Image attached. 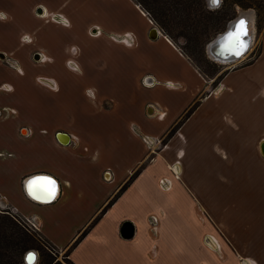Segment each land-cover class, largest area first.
<instances>
[{
    "label": "crops",
    "instance_id": "1",
    "mask_svg": "<svg viewBox=\"0 0 264 264\" xmlns=\"http://www.w3.org/2000/svg\"><path fill=\"white\" fill-rule=\"evenodd\" d=\"M124 2L144 27L113 8V0H0V15L9 18L34 9L45 17L61 13L67 19L56 22H70L68 29L47 27L39 40L53 58L47 59L52 60L50 74L63 76L64 94L48 98L37 92L36 97L25 88H14L0 66V111H15L0 117V205L31 219L55 248L69 249L73 264H264V231L257 232L258 213L249 206L263 203L264 196L247 189L253 157L264 160V106L259 116L247 119L245 105L230 101L239 115L236 121L242 123L237 130L238 126L222 124L227 122L226 103L219 98L229 79L241 93L256 91L252 99L264 96L259 86L264 36L257 59L227 73L214 91L171 39L159 31L151 38L153 21L139 5ZM81 10L102 18L87 21ZM112 18L114 25L106 21ZM10 20L0 19V44L8 39L4 29ZM92 27L102 36L91 37ZM78 28L92 45L83 48L72 42L80 38ZM63 29L65 38L59 32ZM124 35L132 37V46L120 42ZM73 45L79 54L70 63L76 62L79 71L67 68ZM115 83L125 96L128 86L137 83L144 92L162 88L188 99L174 112L157 100H146L127 121L110 117L126 100L108 90ZM89 87L110 107L100 102L97 109L81 97ZM237 98L245 100L240 93ZM26 109L31 118L24 115ZM242 126L244 134L239 132ZM40 178L54 181V196L35 199L30 187L33 182L42 184ZM125 222L135 226L132 239L120 234ZM216 237L218 248L207 244Z\"/></svg>",
    "mask_w": 264,
    "mask_h": 264
},
{
    "label": "rangeland",
    "instance_id": "2",
    "mask_svg": "<svg viewBox=\"0 0 264 264\" xmlns=\"http://www.w3.org/2000/svg\"><path fill=\"white\" fill-rule=\"evenodd\" d=\"M264 1V0H263ZM223 3V0H222ZM221 3V5H222ZM25 5L28 6V3H25ZM24 5V6H25ZM221 9L220 14H225L227 13L226 17L222 20V22L219 24V26L211 32L209 37H207L203 41L202 45V52L200 55L195 52H191V57L193 61L198 63L199 65L202 66V69L205 70L210 77H207V80L210 81L211 85L210 88L211 90H216L220 83L221 80L219 79L221 76L226 75L232 70H237L241 69L242 67L252 63L259 54H261V49H262V38L264 36V9L262 8L263 12H260L258 8L256 7H251V8H242L240 6L234 5L232 2L225 0V4L223 5ZM112 7L115 8L116 10L119 9L120 11H123L125 15L131 20V23L135 25V23H140L143 27L145 26L144 23L139 22V19L136 15H134L131 10L129 9L128 6L125 5L124 0H113ZM151 7L156 9V13H160L162 10L166 9L165 4L163 3V0H158L157 2H152ZM26 8V6H25ZM23 8V10H25ZM209 8V7H208ZM211 11L215 12L217 14L219 11H215L219 8L216 9H211ZM81 12H84V17L85 20L87 21H92V20H101L98 15H94L92 12H85L84 10H81ZM252 14V19L250 21V29L252 33V41H251V48L249 53L245 56L243 60L237 62V63H222L219 61L214 60L211 56L208 54V46L211 42L215 41L216 38H218L220 35L225 33L226 30H228V26L232 21H235L238 17L241 16V14ZM254 13V15H253ZM15 13H13L11 20L9 17L5 15H0V19L2 20H10L9 25L7 26L6 33L8 34V39L5 42H2L3 44H0V53L4 54L5 57H0V66L6 70L7 73V79L15 87L19 88H25V90L30 91L32 94H34L37 97V92L40 94H43V96L52 98L53 95H58L60 93H65V90L63 88V84L61 82L63 76H58V75H53L50 74V65L52 63L51 61H47V59H53L51 58L49 54V50L43 49L39 46V40L41 31L46 30L47 27H65L68 29L70 27V22L69 20L63 22L62 24L59 23L61 20H63V17L61 16V13H49L51 17H40L43 16V13L40 12L38 13L36 10L31 9L28 10L24 13H22V17L15 16ZM54 14H59L60 16H55ZM63 14V13H62ZM151 20L153 21L154 25H157L158 27H161L160 23L156 18L152 17L149 15ZM55 18V19H54ZM65 20L67 19L64 17ZM57 20H60L59 22H56ZM108 23H112L114 25V19H106ZM18 25V26H17ZM2 27V26H1ZM54 29V28H53ZM95 29H99L98 27H92L89 29L88 34L91 37H100L102 36V32L99 29L98 31H94ZM79 31V39H76L72 42L78 44L79 46H84L90 44L91 42H87V40L84 38L82 35V30L77 29ZM65 31L66 30H59V32L63 35L65 38ZM162 33L165 34L164 30L162 29ZM60 34V35H61ZM120 42L121 38L119 39ZM37 45H34V44ZM185 40L180 39L178 40V45L180 48L185 47ZM71 44V43H69ZM103 45V44H102ZM127 45V44H126ZM133 45V44H132ZM132 45H127V46H132ZM74 47H71L70 49V58L67 61V68L74 70V71H79L78 68L79 66L77 65L76 62L70 63L74 57L73 56H78L79 54V47L76 45H73ZM82 48V49H83ZM105 48V47H103ZM36 53L41 54V59L36 60L35 55ZM76 58V57H75ZM99 59V58H98ZM77 60V59H76ZM259 67L262 71V76L260 79L259 86L264 88V46H263V56L262 60L259 63ZM1 74V72H0ZM112 84V82H111ZM194 86L195 83H191V86ZM113 89L110 87H107L109 91L113 92L114 94H121L122 99H126L121 101L120 107L116 109V111L113 112V114L110 115V117H122V119L127 118L128 119L131 117L133 118V114L136 111V109H141L142 107L140 105L143 104L144 101L150 100V101H155L157 100L160 102L162 105L168 108L170 112H174L178 110L183 103L188 99L187 96L185 95H179V94H170L168 91L159 88L154 92H144L142 89H140L136 83V86H128L127 91H126V96H125V90L120 89V85L117 83L114 84ZM227 91H225L222 95L219 96V98H223L226 105L225 109L223 110V113L227 116L226 120L227 122L222 123V124H227L232 126L233 128H236L238 130L239 126H241V121H236V118L239 116L231 110V107L229 105V102H235L238 103L237 107L245 105L243 108L246 110V115L247 119L251 118L253 119L256 117V115H260L261 109L264 106V96L261 98L260 95L258 97H254L252 99V95L256 92L253 90H246L245 92H240L237 88L235 89L234 82H231V79L227 81ZM6 91H11V88H3ZM235 89V91H234ZM62 90V91H61ZM92 92V93H91ZM234 92H236L235 95H232ZM94 93V94H93ZM237 93H240L244 96L243 101H239L237 98ZM93 94V95H92ZM81 97L88 99L90 102H92L94 105H96L97 109L98 105L100 102H103L101 105L104 108L110 107V104L108 103L109 101L107 99H102L101 96L97 93V90L93 87L87 88L82 94H80ZM98 99V100H97ZM95 107V108H96ZM236 107V108H237ZM125 108L127 112L122 109ZM234 108V110H236ZM242 108V107H241ZM12 114H15L11 112ZM25 116H30L29 113H27V109L24 112ZM264 116V113H263ZM228 118V119H227ZM54 118L53 120H55ZM60 119V118H58ZM132 120V119H131ZM125 122H123L124 124ZM153 124L159 125L158 119L153 120ZM221 128L224 129V127ZM246 126H242L241 129H239V132L244 134L243 129ZM261 128V125H260ZM264 128V125H263ZM234 130V129H233ZM25 134L27 132H24ZM239 133V134H240ZM239 134L236 135L237 139L240 141V136ZM88 167H90L88 165ZM164 185V184H163ZM247 189L249 193L257 195L264 196V160H262L259 156L253 157V168L251 173L248 176V181H247ZM155 188H153V193L152 195H155ZM253 210H256L258 213V219L256 221L257 223V232L259 231H264V202L263 203H255L249 205ZM88 212V209H87ZM9 215L8 214V209H6L4 206L0 205V215ZM15 215V214H13ZM11 219H13L15 222L17 221L12 215H9ZM22 221V220H21ZM20 220L17 221L19 226L23 227H28L24 221L21 222ZM249 230V229H248ZM35 238L39 241V245L41 247L30 250V251H36L38 254V261L36 264H41V261L43 260V253L44 251L51 254L53 258L55 259L54 262H59L61 264H72L71 261L69 260V249H64V250H59L55 247H53L51 244H49L41 235L39 231H32ZM254 234V232H252ZM217 241L212 240L208 241L209 243L213 246L218 245L219 239L216 237ZM218 242V243H217ZM218 248V247H217ZM29 252V251H28ZM22 255V264H28L27 263V253Z\"/></svg>",
    "mask_w": 264,
    "mask_h": 264
},
{
    "label": "trees",
    "instance_id": "3",
    "mask_svg": "<svg viewBox=\"0 0 264 264\" xmlns=\"http://www.w3.org/2000/svg\"><path fill=\"white\" fill-rule=\"evenodd\" d=\"M133 1L137 5H139L148 16L151 15L152 17L156 18V20H158L162 29L165 32V35L169 39H171L178 47V40L184 39L186 43L184 48L179 47L181 51L192 60V62L197 66V68L205 77H210V75L202 69L201 65L193 61L191 57V52L198 53L199 55L201 53L203 54V41L207 37H209L211 32L219 26V24L227 15V13L220 14L222 12V7H224L223 5L225 4V0H223V3L219 7V9L215 10H220V12H218L217 14H215V12L211 11L208 8L207 0H163L166 9L162 10L160 13H156V9L151 7V3L157 2L158 0ZM227 1H230L234 5L240 6L242 8L256 7L260 12H263L262 8L264 9L263 0ZM224 77L225 75L221 76L219 79L222 81ZM200 102L201 100L195 102V104L191 106L187 113L177 123L175 128L169 133L168 137L165 139V142L174 135L175 131L196 110ZM139 173L140 170H138L131 177V179L127 182V184L123 187L122 190H125L128 185L139 175ZM119 195L120 193L111 201L110 205L119 197ZM105 211L106 209L103 211V213ZM8 214L12 215V217H14L17 221L22 220L18 215H13L9 211ZM9 215H0V264H22L23 254L30 250L37 249L41 246L38 243L39 241L35 238L32 230H30L26 226H19L18 223H16L17 221L15 222L9 217ZM100 216L95 220V222L100 218ZM93 225L94 222L77 239L73 246L78 244V242H80L86 236L88 230ZM54 261L55 259L53 258V256L44 251L43 260L41 261V264H61L58 261Z\"/></svg>",
    "mask_w": 264,
    "mask_h": 264
},
{
    "label": "water",
    "instance_id": "4",
    "mask_svg": "<svg viewBox=\"0 0 264 264\" xmlns=\"http://www.w3.org/2000/svg\"><path fill=\"white\" fill-rule=\"evenodd\" d=\"M207 3H208V7L209 8H211V9H216V8H219L220 6H221V3H222V0H217V3L216 4H212L211 3V0H207ZM39 13L41 12V11H38ZM253 15H254V13H253ZM239 21L234 25V21H232L231 23H230V25L228 26V30H227V32H225V34H224V36L225 35H228L229 33L231 34V33H234V32H236L237 30H238V28H239V25H240V21L241 20H243L244 22H245V27H246V29H247V35L246 36H243L242 37V40H244V42H245V44H246V49H245V51L239 56V57H237V56H235V58L234 59H226V60H223V58L222 57H219V56H217L215 53H214V51L213 50H215L217 47H218V43H217V41L219 40V39H217V41H213V42H211L210 44H209V46H208V49H207V51H208V54H209V56H211L214 60H216V61H226V62H234V61H236V60H239L242 56H244L247 52H248V50L251 48V44H250V39H248L249 38V32H248V21H247V19H245V18H240V19H238ZM153 32H158V30L155 28V29H153V31H152V33H151V38H153L152 37V34H153ZM219 38V37H218ZM223 38H225V37H223ZM223 38H221V39H223ZM217 43V45H216V43ZM216 47V48H215ZM2 57H3V55H2ZM35 59L36 60H39V59H41V54L40 53H36V55H35ZM261 152H262V154H263V156H264V141H263V143L261 144ZM120 234H121V236L124 238V239H132L134 236H135V226L133 225V223H131V222H125L123 225H122V227H121V230H120ZM36 254L37 255V259L35 260V262H33V263H28V264H36L37 263V261H38V254H37V252L36 251H29L28 253H27V256H30V255H32V254Z\"/></svg>",
    "mask_w": 264,
    "mask_h": 264
},
{
    "label": "bare ground",
    "instance_id": "5",
    "mask_svg": "<svg viewBox=\"0 0 264 264\" xmlns=\"http://www.w3.org/2000/svg\"><path fill=\"white\" fill-rule=\"evenodd\" d=\"M211 3H212V4H216V3H217V0H211ZM42 13H43V11H42ZM252 17H253V16H252L251 13L246 14V12H245V14H244V13L241 14V16L238 17V18L234 21V25H235V24L239 21L238 19H240V18H245V19H247V21H248V32H249V33H248V34H249V38H248V39H250V44H251V41H252V33H251V29H250V21H251ZM225 32H227V30H226ZM158 34H159V32H153L152 37L155 39V38H157ZM224 34H225V33H223L222 35H220L219 38H216V39H215V41H217V39H219V40L217 41V43H218V47H217V48L215 47L216 49L213 50L214 53H215L217 56L222 57L223 60H226V59H229V58H230V59H234L235 56L239 57V56L245 51L246 47L242 48V49L240 50V54L237 55L234 51L230 50L229 47L227 46V45H228V37H229L230 33H229L228 35H225V36H224ZM223 37H225V38H223ZM221 38H223V39H221ZM242 41H243V43L245 44L244 40H242ZM215 43H216V42H215ZM217 43H216V45H217ZM245 45H246V44H245ZM249 51H250V49H249L248 52H247L244 56H242L239 60L234 61V63H237V62L243 60L244 58H246L245 56L249 53ZM219 62H222V63H232V62H226V61H219ZM62 140H63L64 143H68V142H69V140H68L67 137H63ZM109 177H110V176H109ZM34 196H35V199L42 200V197H41V196H38L37 194H35ZM56 196H57V195H56ZM55 198H56V197H55ZM53 199H54V198H53ZM36 259H37V255H36L35 253L32 254V255H30V256H27V262H28V263H33V262H35Z\"/></svg>",
    "mask_w": 264,
    "mask_h": 264
},
{
    "label": "snow or ice",
    "instance_id": "6",
    "mask_svg": "<svg viewBox=\"0 0 264 264\" xmlns=\"http://www.w3.org/2000/svg\"><path fill=\"white\" fill-rule=\"evenodd\" d=\"M247 35V29L245 27V22L243 20L240 21L239 28L236 32L231 33L228 37V47L230 50L234 51L237 55L240 54V50L246 45L242 41V37ZM43 181L42 184L38 182H33L32 187H30V191H33L34 194L38 196H44L45 198L52 197L55 195V185L54 181L48 180L47 178H40Z\"/></svg>",
    "mask_w": 264,
    "mask_h": 264
},
{
    "label": "built area",
    "instance_id": "7",
    "mask_svg": "<svg viewBox=\"0 0 264 264\" xmlns=\"http://www.w3.org/2000/svg\"><path fill=\"white\" fill-rule=\"evenodd\" d=\"M153 26L158 29L159 32H162L161 29L157 26V25H154L153 23ZM98 31V30H97ZM121 41L124 43V44H127V45H132L133 44V39L130 35H124L123 37H121ZM15 113L14 110H10V109H4L3 111H0V117L4 114V113ZM6 209H8V211L12 214H15V211L7 206H4ZM22 221H24V223H26V225L28 226V228L32 231H39L38 229V226L31 220V219H27V218H22Z\"/></svg>",
    "mask_w": 264,
    "mask_h": 264
},
{
    "label": "flooded vegetation",
    "instance_id": "8",
    "mask_svg": "<svg viewBox=\"0 0 264 264\" xmlns=\"http://www.w3.org/2000/svg\"><path fill=\"white\" fill-rule=\"evenodd\" d=\"M45 17V15L44 16H42V18H44Z\"/></svg>",
    "mask_w": 264,
    "mask_h": 264
}]
</instances>
